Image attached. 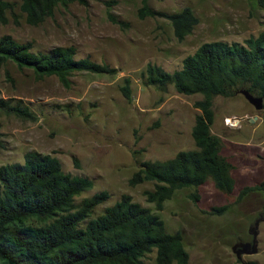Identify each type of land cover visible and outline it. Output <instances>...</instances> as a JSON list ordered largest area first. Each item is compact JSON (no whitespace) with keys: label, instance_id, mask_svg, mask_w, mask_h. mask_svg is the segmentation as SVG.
Instances as JSON below:
<instances>
[{"label":"rangeland","instance_id":"obj_1","mask_svg":"<svg viewBox=\"0 0 264 264\" xmlns=\"http://www.w3.org/2000/svg\"><path fill=\"white\" fill-rule=\"evenodd\" d=\"M6 1L15 5L18 23L10 17L7 24H0V37L31 43L34 52L74 47L76 59L90 58L118 72L77 73L67 89L56 77L38 81L32 71H20L14 64L0 69V97L21 102L35 116L31 120L0 111V166L23 163L28 152L54 156L64 172L93 181L91 189L75 198L76 206L95 194L109 193L89 219L129 195L158 214L169 233L182 234L188 264H264V192L238 199L242 189L264 180V108L256 110L242 94L213 101L211 131L221 139V154L234 166L236 186L231 194L218 190L209 179L198 189L178 190L162 211H156L145 196L155 182L130 184L142 162L166 161L196 149L192 129L200 110L194 104L203 96L182 95L172 86L162 93L144 85L147 65L174 73L204 43L244 44L259 36L264 33V9L257 1L87 0V5L58 7L36 27L26 23L19 10L21 0ZM144 4L164 14L190 7L199 23L178 41L167 18H141ZM126 78L131 82V101L120 90ZM193 193L199 195L198 202L190 198ZM225 205L228 209L222 214L211 212ZM254 243L256 252L242 250L239 258L242 245L250 244V251ZM146 262L157 264L155 251Z\"/></svg>","mask_w":264,"mask_h":264},{"label":"trees","instance_id":"obj_2","mask_svg":"<svg viewBox=\"0 0 264 264\" xmlns=\"http://www.w3.org/2000/svg\"><path fill=\"white\" fill-rule=\"evenodd\" d=\"M256 1L264 9V0ZM74 3L87 5V0H21L19 10L26 23L36 27L52 17L58 7ZM140 13L141 18H167L178 41L191 35L199 23L190 7L164 14L144 4ZM10 17L18 23L15 5L0 0V24H7ZM76 55L74 47L34 52L31 43H20L9 35L0 37V69L14 64L20 71H32L38 81L56 77L69 89L77 73L114 76L118 72L90 58L76 59ZM142 76L144 85L162 93L172 86L179 94H200L203 99L194 104L200 110L192 129L196 149L181 151L166 161L142 162L130 184L155 182L145 196L156 211H162L178 190L198 189L209 179L218 190L231 194L236 186L231 175L234 166L221 154V139L211 131L213 101L216 97H234L241 89L264 100V33L244 44L204 43L184 58L180 70L169 73L150 63ZM130 83L126 78L120 88L128 101L132 100ZM0 111L35 120L28 106L12 99L0 97ZM92 186L90 178L64 172L59 159L51 155L28 152L23 163L0 166V264H148L146 257L154 251L157 264L189 263L182 234L169 233L158 214L129 195L89 219L110 196L101 192L76 206L75 198ZM252 192H264V180L242 189L238 199ZM190 198L199 201L197 193ZM227 209L225 205L211 212L222 214Z\"/></svg>","mask_w":264,"mask_h":264},{"label":"water","instance_id":"obj_3","mask_svg":"<svg viewBox=\"0 0 264 264\" xmlns=\"http://www.w3.org/2000/svg\"><path fill=\"white\" fill-rule=\"evenodd\" d=\"M239 94H242L245 99L252 105L254 106V108L258 111L262 110L264 108V100L261 97H257L255 95H253L252 93H250L248 90L245 89H241L239 91ZM255 243L253 244V249L248 251L247 249L250 247V244H246V245H242V249L238 250L237 255L240 258L241 253H246V254H250V253H255L256 249H255ZM242 250H244L242 252Z\"/></svg>","mask_w":264,"mask_h":264}]
</instances>
